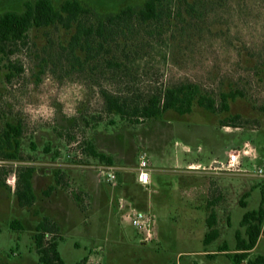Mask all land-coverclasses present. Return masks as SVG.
<instances>
[{"label":"rangeland","instance_id":"374dc122","mask_svg":"<svg viewBox=\"0 0 264 264\" xmlns=\"http://www.w3.org/2000/svg\"><path fill=\"white\" fill-rule=\"evenodd\" d=\"M20 1L0 0V13L22 11L24 3ZM51 1L59 8L65 0ZM79 1L91 10V20L96 23L128 6L139 10L146 0ZM172 7V17L164 25L133 24L132 33H127L133 38L129 43L145 47L141 50L142 55L130 63V84L134 90L146 91L160 84L188 82L197 84L203 93L213 95L219 108L215 112L194 104L188 114L167 110L159 117L161 121H192L196 136L174 134L160 127L155 129L157 123L153 118L131 123L119 114L105 111L100 85L110 88L115 80L101 76L97 69L91 72L96 63L89 65L85 72H79L68 61L58 59L60 45H67L75 24L70 28L59 24L33 27L29 30L27 44L19 46L9 58L0 59V132L7 122H20L23 126L20 157L15 160L0 158V168L8 173L4 184L0 185V264H39L33 234L42 217L59 225L58 251L66 264H76L84 257H87L86 264H190L191 258L202 260L203 264H231L230 257L220 255L217 246L226 242L233 252L235 231L239 229L245 236V228L239 224L243 213L257 208L260 203L261 180L250 171L242 174L219 171L220 175L233 176L240 183L227 207L222 208L225 199L219 201L216 227L220 234L211 244H202L198 220L195 222L197 238L190 243L171 239L144 244L129 224H123L126 238L119 244L107 240L98 224L94 230L95 238L89 237L84 230L82 220L90 208V195L86 189L93 187L103 192L106 182L103 171L117 174L112 164L86 154L85 148L90 143L97 150L117 153L121 162L128 165L122 186L127 196L134 193L129 192V181L137 175L140 157L149 143L148 151L153 157L150 161L156 166L166 165L163 158L181 154L183 145L191 150L186 156L203 162L212 154L223 160L227 148L238 146L236 149H240V143L246 140H252L258 151L264 153V0H172ZM107 48L113 49L114 53L110 51L106 55L120 52L113 44H107ZM77 52L84 56L79 50ZM10 70L13 75L8 80L6 73ZM123 81L119 78L115 87L124 88ZM230 91L238 92L237 96L229 99L228 110H223L219 93ZM235 115L239 118L232 120ZM208 122L230 128L232 126L226 124L235 122L239 127L214 128ZM162 139L167 141L164 147L159 146ZM175 140L179 141V146L175 145ZM46 146L50 148L49 152H44ZM24 164L33 165L38 172L34 190L39 201L31 207L19 206L13 191V174ZM58 170L65 174L62 186L55 181L54 174ZM156 174L159 180L154 201L168 200L165 208L162 204L157 205L161 217H170L175 224L183 223L179 207L173 205L179 203L180 198L169 195L170 191L177 193L179 177L165 170H158ZM205 176L203 185L208 196L203 198L204 201L219 192L211 177ZM97 179L100 184L96 183ZM49 186L56 189L55 193L54 189L50 193L55 194L54 199L60 205L54 203V212L48 210L41 214L42 200L47 196L45 191ZM138 188L145 193L143 187ZM245 191L249 193L247 199L242 196ZM241 199L247 201L245 207L238 204ZM211 210L208 208L205 216ZM60 213H65L67 218ZM68 216L71 221L82 217L73 227ZM14 219H18L23 228L13 229L10 223ZM202 230L203 233L208 231L205 222ZM202 248L217 251L219 255L213 259L178 255ZM257 254H264V238L250 256Z\"/></svg>","mask_w":264,"mask_h":264},{"label":"trees","instance_id":"16d2710c","mask_svg":"<svg viewBox=\"0 0 264 264\" xmlns=\"http://www.w3.org/2000/svg\"><path fill=\"white\" fill-rule=\"evenodd\" d=\"M23 6L22 11L8 10L0 13V59L9 58L19 46L27 44L29 30L33 27L59 24L64 28H70L75 24V31L70 36L67 45H60L58 59L68 61L70 66L77 67L79 72H85L89 65L96 63L97 65H93L95 68L91 67V72L97 69L101 76L107 75L112 81L115 80V83L119 78L124 79V88L121 89L116 88L115 83H112L110 88L100 85L105 111L119 114L121 118L131 123H139L160 117L167 110H174L178 114L189 113L194 104L211 112L219 109L216 105V98L203 93L197 84L188 82L176 85L160 84L146 91L144 89L134 90L130 84V63H134L142 55L141 50L145 47L129 43L133 41V38L127 36V33H132L133 24L162 26L167 23L172 17V0H146L139 10L128 6L115 15L96 23L91 20V10L83 6L79 0H65L59 8L55 7L51 0H27ZM107 44L118 47L120 49L118 55H106L105 53L110 51L114 53L113 49L107 48ZM78 50L84 56L79 55ZM11 71L6 73L8 80L12 78L13 72ZM237 93L235 91L219 93L221 104L219 107L228 110L229 99H234ZM237 118H239L238 115L232 116V120ZM233 123L226 125L239 127L238 124ZM22 134L23 126L20 122L5 124L0 132V158L15 160L20 157ZM31 147L35 149L34 143H31ZM49 151L48 146L44 147V152ZM85 152L100 161L112 164V159L98 151L91 143L87 145ZM34 171L33 165L24 164L19 165L13 174V191L21 207H31L36 200L32 183ZM0 174V185H3L8 173L2 168ZM54 176L56 183L62 186L64 172L58 170ZM53 189L54 186H49L45 194H50ZM263 219L264 193L262 192L259 206L256 209L245 211L239 222L240 226L245 228V236L239 229L235 231V249L227 254L231 259V264H264V254L249 256V251L257 243ZM216 224L217 215L212 208L206 218L208 231L204 234V244H209L219 236ZM10 226L13 229L23 228L18 219L12 220ZM33 239L39 264H66L58 251L61 236L59 225L54 220L42 217L35 226ZM219 251H228L226 242H223ZM86 261L87 257H84L76 264H86Z\"/></svg>","mask_w":264,"mask_h":264},{"label":"crops","instance_id":"0c3cea01","mask_svg":"<svg viewBox=\"0 0 264 264\" xmlns=\"http://www.w3.org/2000/svg\"><path fill=\"white\" fill-rule=\"evenodd\" d=\"M25 1L27 0H21L20 2L24 3ZM153 119H155L156 120L155 123H157L154 125L155 129H158L160 127L161 129L171 131L174 134H177L179 132L181 134H191L193 136H196V132L193 131L195 123H192V121H187L185 119H167L165 121H161L159 117ZM208 123L210 124V126L214 128L217 127L224 129L230 128L226 126L220 127L210 122ZM232 128L233 127H231L230 129ZM235 129L238 128L235 127ZM166 142H167L166 139H162L159 143V146L164 147L166 145ZM178 142L179 141L175 140V145L179 146L180 144ZM244 145L247 147L244 148L243 147ZM149 146H151V143H149L148 146H146V152L143 153L144 155H142L144 156V158H146L147 165H149L148 168L149 182L147 184H141L137 180V175L135 177L132 176V178L129 181V186H130L129 192L133 191L134 193L128 196L126 194V191L122 187L124 181V173H125L124 171L127 170L126 167H128V165L126 163L121 162L120 157L117 153H112L111 151H106V150H98L105 153L106 156L112 159V166L115 167L117 174H115V179L112 182H109L106 178L104 179V181L106 182L104 189L105 191L103 192H98L94 190L93 187L92 190L86 189V191L89 193L88 195H90V208L88 209L85 217H83L82 221L84 223V228H85L84 230L86 231L89 237L92 238L97 237L96 236L97 234L94 233L95 232L94 230H96L95 229L97 226L96 224H98V226L101 227V232L104 231L105 238H107V240H112L113 243L116 242L117 244H119V242H122V240L126 238V234H125L126 232L124 230L123 224H129V226L131 225L135 229L136 236L144 244L154 240H157V242L159 243L162 240L170 241L171 239H173L174 241L176 240L184 243H190L192 239L197 238L195 222L196 220H198L199 236L201 237V241L203 244V238L206 232L203 233L202 228L204 222L206 223L207 216H205V214L208 208H213L217 215V209L219 208V201L223 202V199H225L226 203H224V206H222V208L227 207L229 205L230 200H232L235 191L239 187L240 182L235 177L230 175H223V176L220 175L221 172L219 171L224 170L223 168L220 167V164L226 160L227 154L230 151L232 152L239 150L240 152L242 150L247 151L246 155L240 154L242 156L241 157L242 168L247 169V171H235L236 173H240V174L251 171L254 168V165H259L264 160V153L258 151V149L253 144L252 140L250 141L246 140L240 143L239 145L240 149H236L238 146L227 148L225 150V156L223 160L219 159V157L216 156L215 154H212L204 162L198 158H192L189 155L186 156L187 154H190L191 150L187 146L183 145V151L181 152V154L177 153V155H175L174 157L172 156L170 158H163L162 160L166 165L156 166L153 165L150 161L151 158L153 159V157H152V153L148 151ZM158 170H163V171L165 170L172 173H176L177 176L179 177V188L177 190V193H172L170 191L169 195L173 194V196L180 198L178 199L180 200L179 203L175 202L173 205L174 206L177 205L176 207H179L178 212L181 211L180 212L182 214L181 219L184 221L181 224H175L176 222L171 221L170 217L167 218L161 217L160 215L161 212L159 213L158 211L159 209L157 205L162 204L165 208V206H167L168 204V200L166 199L162 200V202L154 201V197L157 194L156 188L158 187V180H159L156 174ZM229 172H234V171H229ZM37 174L38 172L35 168L32 177V183L34 189H35L34 180ZM205 175H207V177H211L210 179L214 181L216 186H218L219 192L213 198L204 201L203 198L204 197L206 198L208 196L207 189L205 185H203V178L206 177ZM96 183L100 184V179H97ZM114 186L116 187L113 188ZM138 186L143 187L146 190L145 193H141L142 190L141 188L139 189ZM259 186L261 188V183ZM55 192L56 189H54V193ZM260 192L262 197V188ZM34 193L36 195V200L34 204L37 205L39 201V196L35 190ZM54 193L53 194L50 193L42 200L43 208L40 210L41 214H44L43 212L48 210L54 212L53 210L54 203L55 205H60L59 201H56V199H54L55 197ZM248 195L249 193L245 191L242 196L245 197V199H247ZM100 197H103L102 201L99 200ZM242 199L238 201V204L245 207L247 201L245 199L244 200ZM171 204L172 202L170 203V205ZM137 211L144 212L146 215L150 217L147 230L137 229L135 226L132 225L131 219L133 218L135 212ZM49 215L51 218L57 219L53 215L51 214ZM60 215H62L63 218L66 217L65 213H60ZM81 217L82 216H79L74 221L73 220L71 221V218L69 219L68 216L69 223L71 222L72 226L76 227V223L79 221V218ZM218 221L219 218L217 217V222ZM217 238L212 242L218 240ZM260 239L257 240V243L260 241ZM212 242H210L209 244H211ZM222 245L223 243L218 245L217 247H220ZM256 245L254 246V248L256 247ZM253 249L249 251V256L251 251H253ZM231 251L232 250H230V248L228 247V251H220L219 254L227 255ZM216 252L217 251H212V249L210 250V249L202 248L196 251L179 252L178 255L180 254L179 255L180 257H182V255H186L190 257L204 256L208 259H213L215 256L219 255ZM189 263L203 264L202 260H196L195 258L194 259L191 258L189 260Z\"/></svg>","mask_w":264,"mask_h":264},{"label":"built area","instance_id":"2783aa9c","mask_svg":"<svg viewBox=\"0 0 264 264\" xmlns=\"http://www.w3.org/2000/svg\"><path fill=\"white\" fill-rule=\"evenodd\" d=\"M245 150L235 151L232 152L230 151L227 154L226 160L220 164V167L223 168L226 171H247V169L242 168L241 164V155H246ZM106 179L109 182H112L115 179V173L111 171H103ZM253 173L254 176H256L259 180H261V188L262 192L264 193V160L262 163L259 165H254V168L250 171ZM137 180L141 184H147L149 182V171H148V165H147V160L144 158V156L140 157L139 163H138V172H137ZM150 221V217L146 215L144 212L137 211L135 212L133 218L131 219V223L133 226H135L137 229L141 230H147L148 229V224ZM264 238V219L261 223V228H260V233L259 237Z\"/></svg>","mask_w":264,"mask_h":264}]
</instances>
